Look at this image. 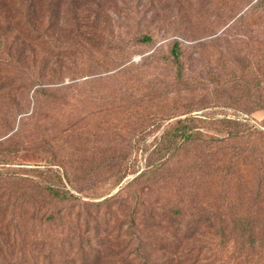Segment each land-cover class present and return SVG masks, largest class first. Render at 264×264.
Instances as JSON below:
<instances>
[{
    "label": "rangeland",
    "instance_id": "rangeland-1",
    "mask_svg": "<svg viewBox=\"0 0 264 264\" xmlns=\"http://www.w3.org/2000/svg\"><path fill=\"white\" fill-rule=\"evenodd\" d=\"M52 1L0 0V142L10 139L19 128L27 138L38 139L41 133L48 137V129L54 126L60 138L55 147L39 145L36 151L17 152L11 144L5 145L0 148V155H7L3 162L8 164L0 162V169L53 167L57 170L62 167L65 172L69 167H106L111 159H115L107 152L110 143L113 145L114 140L121 141L125 136L135 134L137 144L132 159L135 172L129 174L122 184L114 188V180L107 176H95L74 184L82 185L78 189L92 198H84V201L99 203L117 194L128 181L145 170L149 156L145 150L155 147L164 128L144 139L136 135L138 130L132 123L143 118L145 112L139 107L112 101L105 87H90L94 88V95L89 99L82 96L74 101L50 105L37 103L35 93L43 86L81 84L94 77L113 76L127 66H135L134 77L114 78L110 86L128 80L123 91L133 93L137 101L147 82L160 80L170 73L171 68L167 64L176 40L189 48L185 61L193 71L200 70L196 62L205 55L203 67L211 83L210 89L217 86L210 77L216 74L225 75L224 79L235 83L238 89L236 97L232 98L234 94L230 89L233 84H225L222 88L220 83V100L207 95L204 103L208 108L193 115L249 122L264 131V111L245 112L240 109L252 106L256 102L255 95H264L263 78L258 84L261 87H255L257 70L264 71V0H118L112 4L111 0H64L60 8L53 6ZM109 5L114 7V14L109 13L110 19L106 16L100 18L98 23L100 27L108 23V34L114 38L96 39L94 41L102 44L95 45L89 30L82 26L85 21L86 24L93 23L96 14L108 9ZM80 6L77 13L76 7ZM229 11L236 12V18L229 25L220 26L221 17ZM226 30L230 32L228 35L224 34ZM139 32L150 34L154 42L136 43L133 37ZM78 36L90 44H85L86 41L74 43ZM80 44H85V47ZM194 47H200L197 54H194ZM230 48L235 53V60L227 53ZM156 51L160 52L157 61H149L147 66H142L143 60ZM77 88L84 90L80 86ZM250 89L255 91L251 97ZM216 102L221 106L216 107ZM35 110L38 116L30 118ZM76 136L83 138H74ZM119 150L116 151L117 156L120 155ZM54 156L59 157V164L51 161ZM65 183L70 188L66 180ZM195 184L200 189L199 195H208L215 185L207 182L205 177ZM247 191V185L237 183L231 190V197L249 199ZM72 193L79 196L75 190ZM226 194L224 191L222 197ZM9 219L7 216L6 221ZM41 231L45 235L58 236V231L51 233L42 229L35 235L39 240L42 239ZM88 231L74 237L77 246L70 256L73 262L69 264H83L86 259H94L99 248L102 249L100 264H264V258L259 259L256 252L249 249L240 252L235 246L222 245L221 240L205 232L179 246L184 233L174 230L163 229L154 233L146 229L130 238L123 232L119 241L116 238L120 234L107 230L106 226L91 227ZM63 244L58 247V242L55 243L54 257H58L59 248H69L67 243ZM19 245H14L12 257ZM78 245L85 248L84 254L80 255ZM36 254L38 258L28 260L30 252L22 255L17 251L13 261L6 255L0 258V264H47L45 252L41 253L39 248Z\"/></svg>",
    "mask_w": 264,
    "mask_h": 264
},
{
    "label": "trees",
    "instance_id": "trees-1",
    "mask_svg": "<svg viewBox=\"0 0 264 264\" xmlns=\"http://www.w3.org/2000/svg\"><path fill=\"white\" fill-rule=\"evenodd\" d=\"M116 1L118 0H111V4ZM52 2L53 6L60 8L64 0ZM81 6L76 7L77 13ZM109 13L114 14L112 5L96 14L93 23L86 24L85 21L82 26L89 30V36L95 45L102 44L94 41L96 39L114 38V35L111 37L108 34V23L104 27H100L98 23L104 16L110 19ZM236 16V12L229 11L221 17L220 26L229 25ZM110 28L114 29L113 26ZM226 33L228 35L229 30L224 34ZM133 40L139 44L154 42L150 34L143 32L137 33ZM79 41L89 43L79 36L73 42ZM85 44L80 45L85 47ZM187 49L189 48L184 47L180 40L174 42L167 64L171 68L170 73L160 80L147 82L137 101L133 93L123 91L128 80L110 86V81L114 78L134 77L135 66H127L113 76L94 77L81 84L73 82L60 87L43 86L36 91L37 103L39 101L50 105L74 101L82 96L89 99L94 95V88L90 87H105L108 89L106 94H111L112 101L127 103L124 106L139 107L145 112L143 118L132 123L138 130L136 135L144 139L164 129L155 142V147L145 150L149 153L145 170L128 181L117 194L99 203L84 201V198H92L78 189L82 185L74 184L95 176H107L114 180V188L122 184L129 174L135 172V166L132 167L133 149L137 144L135 134L125 136L121 141L114 140L113 145L110 143L107 152L113 154L115 159H111L106 167H69L65 172L62 167L57 170L53 167H25L19 170L2 167L0 258L7 255L13 261L17 251L22 255L28 251L31 255L27 259H35L38 258L36 251L40 248L41 253L45 252L47 264H69L73 262L70 256L77 246L74 237L87 232L91 227L98 229L102 226H106L107 230L117 231L120 234L117 241L123 232L130 238L135 234H142L146 229L155 231L154 233L163 229L174 230L184 233L179 246L205 232L221 240L222 245L235 246L240 252L249 249L256 252L259 259L264 258V131L258 130L249 122L193 115L208 108L204 103L207 95H214L220 100L225 84H233L230 89L234 94L232 98L236 97L238 89L237 85L234 86L235 83L224 79L225 75L219 74L210 75L213 84H217L214 90L210 89L211 83L208 82L203 67L205 55H201L196 62L200 70L198 68L193 71L186 65ZM193 51L197 54L200 47ZM159 53L156 51L145 58L142 66H147L149 61H157ZM227 53L235 60V53L231 48ZM257 71L259 74L255 77V87L260 88L261 85L258 84L264 79V71ZM220 83L222 88L219 87ZM78 86L84 90L79 91ZM250 90L249 97L255 92L254 89ZM255 100L252 106L240 109L245 112L264 111V95H255ZM215 104L216 107L221 106L220 103ZM36 116L38 112L35 110L30 118ZM181 116L187 117L179 118ZM176 118L178 119L175 120ZM47 132L48 137L41 133L38 139H30L19 128L10 139L0 142V148L11 144L17 152H28L36 151L39 145L55 147L60 139L56 127L53 126ZM74 138L81 139L83 136ZM117 150L120 151L118 156ZM5 156L7 155H0L3 165L8 164L3 162ZM51 161L59 164V157L54 156ZM201 177H205L209 183H215L208 195L198 194L200 189L195 183ZM65 180L71 189L67 187ZM237 183L248 186L249 199L231 197V190ZM74 190L79 196L72 193ZM224 191L227 194L222 197ZM7 216L10 217L8 221ZM42 229L51 233L58 231V236L45 235L41 231L42 239L39 240L35 235ZM59 241L61 244L67 243L69 248H59L58 257H54V245L58 242L59 247ZM16 244L20 245L12 257L11 251L15 250ZM78 246L80 255L84 254L85 248ZM96 253L98 257L94 254V259H86L83 264H100L102 249L99 248ZM135 255L138 257L137 251Z\"/></svg>",
    "mask_w": 264,
    "mask_h": 264
}]
</instances>
